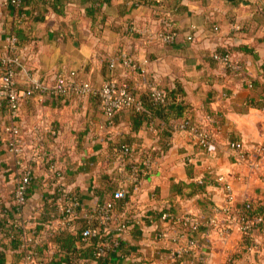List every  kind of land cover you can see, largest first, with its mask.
<instances>
[{
    "label": "crops",
    "instance_id": "0c3cea01",
    "mask_svg": "<svg viewBox=\"0 0 264 264\" xmlns=\"http://www.w3.org/2000/svg\"><path fill=\"white\" fill-rule=\"evenodd\" d=\"M164 20L174 32L172 40L155 36ZM11 35L21 57L19 89L49 85L57 75L74 71L95 89L109 78L140 97L156 88L182 109L174 117L155 112L133 128L128 109L107 120L93 92L64 98L39 90L24 95L15 124L36 180L27 203L9 215L18 225L20 242L0 228V264H23L21 235L31 231L35 260L52 264L54 254L63 251L48 238L64 229L75 237L84 213L110 201L120 186H132L130 161L144 159L150 162L147 172L128 203L114 209L116 217L132 221L121 233L116 256L99 263L90 255L74 254L61 264H174L155 236V214L163 208L198 219V251L206 264H264L263 225L243 235L231 224L224 239L207 225L210 208L225 204L226 185L235 206L248 201L264 209V0H20L18 5L0 0V56ZM217 48L228 50L232 72L213 59ZM125 59L135 66H127ZM185 117L212 130L205 149L177 128ZM9 123L0 100L2 141ZM232 141L253 153L262 147L257 168L234 161ZM32 142L62 171L66 188L79 196L80 207L70 220L46 206L51 191L46 165L33 155ZM121 145L131 149L129 156ZM15 160L1 142L0 195L6 205ZM219 218L225 222L222 213ZM87 245L69 241V247Z\"/></svg>",
    "mask_w": 264,
    "mask_h": 264
},
{
    "label": "built area",
    "instance_id": "2783aa9c",
    "mask_svg": "<svg viewBox=\"0 0 264 264\" xmlns=\"http://www.w3.org/2000/svg\"><path fill=\"white\" fill-rule=\"evenodd\" d=\"M14 4H19V0H11ZM169 20H164L162 23V30L155 32V36L167 41L174 38V32L170 27ZM190 39V36L186 37ZM17 39L11 35L8 37L4 49L5 52L0 56V100L3 101L7 116L10 123L3 127L4 131L8 133V137L3 142L5 148L10 154L16 157L15 160V177L14 185L9 192L10 205L13 207V213H19L21 208L28 201V189L31 184L36 180V173L32 166L25 160L24 140L18 134L16 119L18 116V109L22 97L26 94H30L34 90H39L47 96H84L88 93H96L99 97L102 112L107 120H110L113 114L121 109H138L140 103L131 92L130 88L124 84L118 83L115 79L105 80L97 89L93 88L87 81L79 80L75 77L74 71L68 72L65 75H57L49 85L34 84L25 89H19L16 84V77L19 72V66L21 65V57L17 52ZM218 60L226 65L235 66L231 60L229 53H223L222 55H216ZM127 66H135L130 59H125ZM151 94L155 99L164 101V94L156 88H150ZM206 120L211 123V117H206ZM177 128L181 131H185L197 145L201 148H206L212 139V130L204 123L195 121L190 117L181 119ZM264 140V131L262 133ZM230 155L235 162H245L252 169L258 167V157L262 153V147H258L253 153L244 148L241 142L232 141L229 144ZM31 149L33 155L42 161H45V176L47 184L50 186L49 201L52 202L56 213L64 220H70L76 209L80 207L79 196L68 190L65 185L64 174L59 170L50 159H45L43 154L40 153V147L38 142H32ZM121 150L124 154L131 153V149L127 145H121ZM149 160L144 159L142 161H130L128 168L130 174V183L132 184L131 190H135L139 185L140 173H146L149 167ZM5 169L1 171V174L5 175ZM5 177V176H4ZM221 180V178H218ZM6 183V180H4ZM224 191L226 193L225 204L222 206H214L210 208V215L207 218V225L215 229L218 235L224 239L230 229V225L234 224L238 231L243 235H248L253 227L259 225L264 226V213H254L250 215L252 205L250 202H245L242 205L235 206L231 202L230 191L228 185L225 186ZM128 192L127 186H120L116 193V199H122ZM6 205L0 195V221L2 224H12L13 229L18 228V225L13 221H10V208ZM12 212V211H11ZM222 213L225 216V222L219 218V214ZM85 218L89 221L93 218L98 219V224L95 227H88L86 230L80 232L81 235L89 233L94 235L100 225L103 227V235L109 236V232L113 234L110 240H105L100 246H97L94 255L99 257L104 255L105 249L111 243L113 246L117 245L118 238L121 233L130 225L132 221L127 218H118L114 214L113 202L108 201L100 205L96 211L84 213ZM155 221L159 223L156 225V239L160 242L163 250H165L173 261H179V264L198 263L206 264L204 256L198 251V234L200 233V222L198 219L189 213H173L167 209H159L155 214ZM6 221V222H4ZM164 223V224H163ZM110 225V226H109ZM34 231L30 234L21 235V244L24 248L23 264H38L35 260V252L33 249ZM82 241H85V237L82 236Z\"/></svg>",
    "mask_w": 264,
    "mask_h": 264
},
{
    "label": "trees",
    "instance_id": "16d2710c",
    "mask_svg": "<svg viewBox=\"0 0 264 264\" xmlns=\"http://www.w3.org/2000/svg\"><path fill=\"white\" fill-rule=\"evenodd\" d=\"M20 1V0H19ZM228 2L231 3H236L238 0H226ZM22 2V0H21ZM20 4V2H19ZM162 30V25H160V28L158 31ZM229 53L227 49H221V48H217L213 54L212 57L213 59L218 60V58H216V55H222L223 53ZM226 69V72H232L234 68H232L231 66H224ZM131 90V89H130ZM133 93V95L136 97V99L138 100V102L140 103V108L138 109H132L129 108L128 110H130L132 112V124H133V128H137V126L141 123V122H148L149 118L156 112L158 115H162V116H166L169 114L170 117H174L180 114L181 112V106L179 104H173L170 103V101L168 100L167 96L164 95V101H160L158 99H155L152 94H151V89L149 88L148 91L145 93L144 97H140L136 92L131 91ZM180 117V116H179ZM178 117V118H179ZM141 175V173H140ZM131 188L132 186H127L128 192L126 193L125 197L122 199H116V197L114 196L110 201L113 202L114 205V209L117 206H123L124 204L128 203V196L131 192ZM50 197L49 192H47V196H46V204H42V209L44 210L45 205L48 207L49 212H53L55 210L54 205L52 204L51 201L47 200ZM252 209L250 210L251 212L249 213L250 215H253L254 213L258 212V213H264V209L259 208V206H254L252 203ZM8 209L10 208V212L14 211L13 207L11 205L7 206ZM98 208L96 209H92L89 210L87 212H93L96 213ZM78 209H76L77 211ZM3 220V219H2ZM4 221V220H3ZM6 222V221H4ZM88 220L87 219H82L81 221V226L79 227V229L77 230V235H75V237H68V233L66 231V229L58 231L53 233L48 239L50 241H54L56 243V245L59 246V249L63 251L61 256H57L56 253L54 254V257L52 258V264H61L62 261H66V260H71L72 259V255L77 254V256H85V255H90L91 257L97 259V261L99 263H104V261L108 260L109 257L112 256H116V252L121 248L122 245V241L120 239V237L118 238V243L117 245L113 246L111 243L108 245V248L105 249V253L104 255H101L99 257H95L94 255V251L96 249L97 246H100L106 239L110 240V237L112 236L113 232L110 231L109 232V236H105L103 235V227L102 225H100L99 230L94 234V235H90L89 233H85L84 235H81L80 232L82 230H86L88 227H95L98 224V219L97 218H93L89 221V224H87ZM0 228L4 229L7 228L8 230V234L12 237L17 239V241L20 242L19 239V230L17 228H15L14 230H16L15 234L12 233L13 227L12 224H2L0 221ZM82 236L85 237V241L87 242V246L85 247H75V246H71L69 247V241L73 242L74 239L80 240L82 242ZM37 261V260H36ZM179 261H174V264H179ZM192 264H198L196 262L192 263Z\"/></svg>",
    "mask_w": 264,
    "mask_h": 264
}]
</instances>
